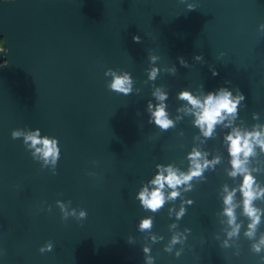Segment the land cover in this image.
Masks as SVG:
<instances>
[{
  "label": "water",
  "instance_id": "95a60500",
  "mask_svg": "<svg viewBox=\"0 0 264 264\" xmlns=\"http://www.w3.org/2000/svg\"><path fill=\"white\" fill-rule=\"evenodd\" d=\"M0 37V264H264V245L253 249L264 237V0H0ZM125 76L128 95L110 87ZM220 87L245 100L206 136L179 94L202 102ZM149 102L170 127L150 122ZM37 129L56 158L26 140ZM237 132L253 149L233 176ZM194 152L201 174L165 184L164 205L144 209L137 193L168 167L190 174Z\"/></svg>",
  "mask_w": 264,
  "mask_h": 264
},
{
  "label": "clouds",
  "instance_id": "9594fccd",
  "mask_svg": "<svg viewBox=\"0 0 264 264\" xmlns=\"http://www.w3.org/2000/svg\"><path fill=\"white\" fill-rule=\"evenodd\" d=\"M188 10H194L191 6H189ZM0 40L5 41L3 37H0ZM133 41L135 43L141 42V37L139 35L133 36ZM0 52H3L7 54L8 49L6 47V50H4L2 47H0ZM197 60L202 59V56L197 55L195 57ZM179 62L187 67V62L183 59V57L179 58ZM8 63L7 60L3 62V64H0V67L6 66ZM156 71L154 70L152 73L149 74V79H154L156 75ZM212 75L216 76L218 75V72L215 69H211ZM130 81L127 76L124 78L114 77V80L112 84L110 85L111 89L117 92H123L124 95H128L130 92L129 88H126L125 85L129 84ZM226 83H229L226 81ZM237 91L240 93L239 97L236 99H233L232 92L226 87H220L213 91H208L207 95L205 96L204 100L201 102V100L195 98L192 96V94L189 91L182 90L179 94V99L187 100L191 105L194 107L200 108V112L197 113V120L196 124L200 126L202 129L206 125V131L204 134L206 136H210L212 133V130L214 126L219 123L223 119V114H233L237 110L238 104L245 100L244 94L237 89ZM155 95V94H154ZM157 99L163 101L166 99V96L164 94H161L157 97ZM153 105L151 102L148 104V110L151 112L152 117L154 119H150L151 123L156 124L162 129H167L170 127L172 122L167 118L166 112L164 110V106L158 105L155 107V111L152 110ZM13 137L19 135L17 132H13ZM251 135V134H247ZM259 134H256L257 142L261 144V147H264V142L259 141L258 139ZM26 140H30L32 145L40 144L43 145V156L45 158L53 157L56 158L58 156V151L55 149V143L56 141L53 140L50 144L48 139L41 140L39 138V129L36 130V135L34 136H28L26 137ZM227 140L229 141L228 145V151L229 155L233 157L232 165L234 168V171L231 173V175L235 176L238 174H241L243 172V169L241 168V161L239 159L240 154L243 153L244 157H248L252 153L253 146L249 142V139L246 137H242L239 132H237L235 135L229 133L227 136ZM37 152H40L41 149H37ZM200 156V153L194 152L190 154V160L194 164V168L190 171V174L184 175H177L176 172H174L171 167H168L166 169L167 175H164L161 172H158L153 180L150 181L151 184L155 185L156 187L152 189L151 192L148 191V189L145 187L143 190H141L139 193H137V199L140 201L142 207L147 210H151L152 212H156L159 208H161L164 203V194L162 189L164 188L165 184L168 185V187L172 189H176L177 186L187 183L192 179L194 176H199L202 172V166L197 162L198 157ZM207 165L205 164L204 167ZM159 168L160 166L157 165ZM254 183V178L252 175L247 174L243 175V180L241 182L240 186V192L242 196L244 197V207L245 212L249 217L253 218V222L251 225H249L251 231L246 233L247 236L251 237L254 235V230L256 227V224L259 223V217L256 215V209L252 207V201L256 198V193L253 192L252 186ZM178 195L177 191H172L170 193L171 198H175ZM232 202V194L229 193V195L225 198V204H231ZM183 214V210L177 214V218H179ZM226 214L230 217L229 223L234 222L233 212L231 208L226 210ZM86 213L84 211H81L80 216L84 217ZM151 227V219H144L140 223L141 229H148ZM238 231L237 229L234 230ZM234 233H229L231 236ZM177 242V238L173 237V243ZM260 245H264V237L261 238L258 244L253 246V249L255 252L259 253L261 251ZM52 245L48 244L45 248H41L39 251L41 253H44L45 251H52ZM145 252L148 251L147 248L144 249ZM179 255V253L177 254ZM261 261H264V257L260 258Z\"/></svg>",
  "mask_w": 264,
  "mask_h": 264
},
{
  "label": "flooded vegetation",
  "instance_id": "af4514ba",
  "mask_svg": "<svg viewBox=\"0 0 264 264\" xmlns=\"http://www.w3.org/2000/svg\"><path fill=\"white\" fill-rule=\"evenodd\" d=\"M0 47H2L1 41H0Z\"/></svg>",
  "mask_w": 264,
  "mask_h": 264
}]
</instances>
